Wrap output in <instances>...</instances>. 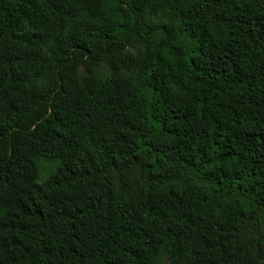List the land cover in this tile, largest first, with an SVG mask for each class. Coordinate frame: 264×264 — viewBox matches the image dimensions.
Listing matches in <instances>:
<instances>
[{
    "label": "trees",
    "instance_id": "16d2710c",
    "mask_svg": "<svg viewBox=\"0 0 264 264\" xmlns=\"http://www.w3.org/2000/svg\"><path fill=\"white\" fill-rule=\"evenodd\" d=\"M0 264H264V0H0Z\"/></svg>",
    "mask_w": 264,
    "mask_h": 264
}]
</instances>
